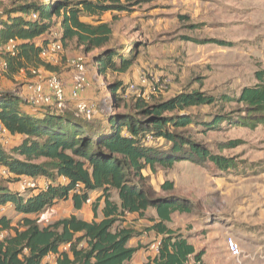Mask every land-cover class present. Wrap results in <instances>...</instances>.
Listing matches in <instances>:
<instances>
[{
  "label": "trees",
  "instance_id": "1",
  "mask_svg": "<svg viewBox=\"0 0 264 264\" xmlns=\"http://www.w3.org/2000/svg\"><path fill=\"white\" fill-rule=\"evenodd\" d=\"M133 2L25 0L6 13V20H0V46L4 50L9 42L15 43L13 52L4 50L6 71L11 76L42 68L56 72L42 58V48L51 42L42 37L53 28L56 19L60 20L64 44L76 41L87 53L103 49L111 41L113 30L101 16L126 11ZM84 15L97 23L84 22ZM135 57V51L127 58L117 48H107L93 59L99 74L106 76L126 74ZM110 87L116 102L128 96L127 86L121 82ZM238 100L264 114V84L244 89ZM227 101V97L184 92L144 109V119L115 115L106 120V126H96L70 114L39 109L18 95L0 91V124L13 137H23L11 150L0 143V209L12 206L20 216L14 222L7 215H0V264H133L139 248H132L129 243L139 234L125 228L124 222L128 215L145 218L151 208L159 220H151L153 225L147 230L160 236L161 243L158 254L148 257L145 264H189L192 257L195 264H203L204 252L196 253L183 233L167 226L174 213H190V206L174 197L151 199L141 182L144 171L155 165L171 168L177 162L188 161L202 166L209 160L218 168L234 167L175 132L193 125L215 129L226 118L215 115L210 122H202L205 120L188 114V110ZM256 122L264 123V118ZM239 123L247 128L256 126L248 121ZM149 136L153 142H148ZM165 143V148L160 147ZM24 178H45L48 185L40 189L34 180V188L22 187L21 192L10 188L11 183L22 184ZM173 187L169 181L162 185L166 191ZM93 192L99 195L92 202V222L72 215L40 226L39 216L47 209L71 201L79 211L91 200ZM113 192L119 201L113 200ZM102 203V219L98 220ZM49 256H55L54 263L46 262Z\"/></svg>",
  "mask_w": 264,
  "mask_h": 264
},
{
  "label": "rangeland",
  "instance_id": "2",
  "mask_svg": "<svg viewBox=\"0 0 264 264\" xmlns=\"http://www.w3.org/2000/svg\"><path fill=\"white\" fill-rule=\"evenodd\" d=\"M24 1L0 0V20H6V13ZM127 8L101 16L103 22L111 25L113 36L106 47L93 53H87L76 41L64 44L60 20L56 19L53 28L43 37L62 42L61 52L43 58L56 72L42 68L37 75L22 71L11 76L3 67L5 51L0 46V91L23 98L30 85L58 76L67 91L70 88L69 94L75 85V64L83 59L89 84L84 96L94 102L97 112L91 118L78 116L72 103L61 110L96 126L100 123L106 126V120L115 115L144 119V109L184 92H203L218 99L227 97L226 103L188 110V114L205 120L202 122H210L215 115L226 118L218 127L208 129L193 125L175 132L211 155L235 164L234 167L218 168L209 160L202 166L188 161L177 162L171 168L155 165L147 170L141 182L151 199L174 197L190 206V213L174 214L169 224L172 230L191 236L198 243H206L213 237L220 241L221 224L228 228L239 227L231 209L227 210L223 192L234 189L242 193L240 204H247L248 185L261 180L264 186V123L256 122L264 118V114L238 100L244 89L264 84V0H134ZM95 20L86 15L83 18L91 24H96ZM107 48H117L127 58L131 57V52H136L134 64L126 74H99L93 57ZM142 78L148 79L147 85L140 86ZM118 82L124 86L137 85L141 97L130 93L116 102L110 86ZM240 121L256 126L247 128ZM1 144L7 150L18 145L14 138H7ZM166 146L165 143L160 147ZM53 175L58 182L56 174ZM166 181L174 184L172 190L162 189ZM21 186L11 183L15 192L23 190ZM113 200L119 201L116 192H113ZM73 213L76 212L70 203L62 201L44 211L39 216V224L45 227ZM91 213V207H87L80 216L84 219ZM0 215H7L14 222L20 219L14 209H1ZM153 217L156 211L151 208L143 222H139L137 216L131 217L130 222L137 232L145 234ZM229 238L232 237L224 238L226 245ZM252 239L247 241L264 246V229ZM148 242L143 246H148ZM54 261L53 256L46 260Z\"/></svg>",
  "mask_w": 264,
  "mask_h": 264
},
{
  "label": "crops",
  "instance_id": "3",
  "mask_svg": "<svg viewBox=\"0 0 264 264\" xmlns=\"http://www.w3.org/2000/svg\"><path fill=\"white\" fill-rule=\"evenodd\" d=\"M67 83L70 82L67 81ZM69 89L70 88H68V91H70ZM20 95H22V93ZM13 138L17 140L18 145L23 141L22 136H14ZM148 169L149 167L144 171V176L146 175ZM24 180H27V178H24ZM32 180L33 181L35 180L37 182V186H39L40 189H44L48 185V181L45 178H35ZM60 180L64 181L63 178H61ZM9 186L11 188V185ZM18 191L21 192L22 190H18ZM223 193L224 196L226 195L225 203L227 210L229 211L231 209L233 213L234 221L239 224V227L228 228V227H224L223 224H221L222 226L220 228V241H218L217 239L215 240V238L213 237L211 239L210 238L207 239L206 243L205 242L198 243L191 236L185 234L184 235L188 238L190 244H192L195 247L196 253L202 251L204 252V255L202 257L203 264H264V246L258 245V243L255 241L254 242L247 241V239L253 240L252 238H256L257 236L261 235V232L264 229V186L261 184V180L260 182L257 183L252 182L250 185H248V191L246 192L247 200H248L247 204H240V202L243 200L242 193H239L234 189L232 190L227 189ZM98 195H99L98 192L91 193V200L88 203H86L83 206V208L79 211L73 208L71 201H67L70 203L73 211L76 212L73 213L72 215H75L79 219H82L80 213L85 211V208L87 207L88 208L91 207L92 210V202L95 200V198ZM103 207L104 204L102 203L99 210L98 220L102 219L101 210ZM7 208L13 209L12 206L4 207L5 210ZM247 209L250 211L247 212ZM244 213H247L248 215H243ZM174 214L172 215V219ZM135 216L138 217L137 219L140 220L139 222H143V220L145 219V218H140L138 215H128L125 219L126 221L124 222L125 228L133 229L136 231V228L133 227L130 222L131 217H135ZM153 219L159 220L157 212H156V217H153ZM82 220L87 222H92L94 220L93 210L90 216ZM170 223H167L168 228H170L169 227ZM152 225L153 222H151L150 226ZM138 233L139 235L133 238L129 243L130 247L139 248V251L134 255L133 264H145L148 260V257H155L158 254V251L157 249H155V246H157L158 243L161 242V237L158 236L153 231H148V233L145 234L144 233L140 234V232ZM152 234H154V236H152ZM228 237H232L233 239L236 240V242L239 245H241L240 247H242L241 248L242 256L239 259H236L229 254L226 245V240L224 241V238H228ZM249 237H251V239ZM147 240L149 241L148 246L144 247L143 245L146 243ZM244 241H246L247 243H245ZM134 243L136 244V246H134ZM139 243H141L142 246ZM48 258L49 257H47L46 260ZM189 264H195V260L193 259V257L190 259Z\"/></svg>",
  "mask_w": 264,
  "mask_h": 264
},
{
  "label": "built area",
  "instance_id": "4",
  "mask_svg": "<svg viewBox=\"0 0 264 264\" xmlns=\"http://www.w3.org/2000/svg\"><path fill=\"white\" fill-rule=\"evenodd\" d=\"M15 43L13 41L9 42L4 50L7 52L14 51ZM63 50L61 41H51L49 44L42 48V58L48 57L50 54L58 53ZM4 69H7V64L3 63ZM75 68L77 70L75 85L68 94L66 85L58 76H52L47 80L34 83L28 87L23 98L34 107H52L57 109H63L68 103H72L74 109L78 116L85 118H91L95 116L97 110L94 102L88 101L84 98V93L88 90V80L86 77V65L83 59H79ZM40 71H33L35 75L39 74ZM140 86L147 85L148 79L142 78ZM127 95L130 93H135L141 97L139 92V87L135 84H129L126 89ZM7 138H13V136L0 124V143L5 141ZM148 142H153L152 137L147 138ZM3 145V144H2ZM3 174H5L3 172ZM36 185L35 181L27 179L22 183L23 188H34ZM89 202V201H88ZM2 210H5L2 208ZM2 238L3 235H0ZM161 242L155 246V249L159 248ZM227 248L229 254L239 259L242 256V250L235 239L229 238L227 241ZM51 257V256H49ZM54 257V256H53Z\"/></svg>",
  "mask_w": 264,
  "mask_h": 264
},
{
  "label": "water",
  "instance_id": "5",
  "mask_svg": "<svg viewBox=\"0 0 264 264\" xmlns=\"http://www.w3.org/2000/svg\"><path fill=\"white\" fill-rule=\"evenodd\" d=\"M39 109H52L53 111H55L56 113L59 114H66L64 111H62L61 109H57V108H52V107H38Z\"/></svg>",
  "mask_w": 264,
  "mask_h": 264
}]
</instances>
